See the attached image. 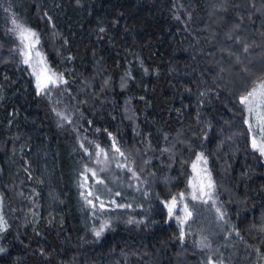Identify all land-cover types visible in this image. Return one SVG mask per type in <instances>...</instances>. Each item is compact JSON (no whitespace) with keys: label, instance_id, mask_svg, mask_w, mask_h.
<instances>
[{"label":"trees","instance_id":"trees-1","mask_svg":"<svg viewBox=\"0 0 264 264\" xmlns=\"http://www.w3.org/2000/svg\"><path fill=\"white\" fill-rule=\"evenodd\" d=\"M10 3L38 31L99 143L109 133L125 138L138 187H124L131 208L117 206L126 199L119 187L99 193L103 211L94 195L96 208L86 203L81 193L93 192L96 179L86 169H94L99 143L85 151L79 134L75 144L29 66L1 48L0 214L8 226L0 264H204L179 239L164 204L185 186L200 141L229 208L223 233L258 262L264 160L252 149L239 98L264 80V0ZM2 12L0 3L1 47L8 45ZM223 253L226 264H245L243 254L232 261Z\"/></svg>","mask_w":264,"mask_h":264},{"label":"rangeland","instance_id":"rangeland-1","mask_svg":"<svg viewBox=\"0 0 264 264\" xmlns=\"http://www.w3.org/2000/svg\"><path fill=\"white\" fill-rule=\"evenodd\" d=\"M10 1L11 0H0L1 8L3 11L2 13L4 30L8 38V45H3V47L0 46V49L7 48L9 49V51L11 50V53L13 55H16V57L21 62L23 61V56L20 52V49L23 47V45L21 44L18 31H13L16 26L12 23V21L13 19H16L18 23H22L24 26L34 31L39 39V43L33 49V60L31 62V65L27 64L34 76L35 83L37 84V74L43 75L46 72L49 75L51 73L61 75L51 66L47 57L45 56L38 31L35 30L23 17H21V15H19L20 13L15 9L16 6L10 3ZM198 38H201V35H198ZM37 51L41 54V57L39 58L35 57V53ZM41 59L43 60V63H39ZM237 78L239 77L237 76ZM62 80L64 81L63 76ZM42 93L45 95L48 101V106L55 122L59 126H64L66 124L72 134L73 142L75 144L77 143V140H80L77 136L80 134L79 136H81L84 140H87L86 142L89 145L87 151H92V143L95 142L96 144H98L100 142L96 138L97 133L94 132L92 128L88 126L87 128L85 126L84 114L79 110L75 98L72 96L71 92L65 88L64 83L58 82L57 84H49L47 89H45ZM58 113H60V115H58ZM245 119H249L248 113L246 111ZM253 135H256L257 139H259V132L258 129L255 128V125L253 126V130L250 132L251 146ZM113 141H115V147H118L120 151L124 153L123 156L115 151V147H113ZM124 141V137L120 139L117 138L115 134H108L107 141H105L104 143H99V147L101 149H104V152L107 153V156L100 155L99 157H94L92 159V165L94 166V169H91L96 172V176L92 175L94 178H96L94 181L93 189L94 197L99 196V193L101 194V196L107 197L108 192L111 193L112 189L115 190V188L118 187L121 188L122 191H124L123 196L126 197L125 193L127 192H125L124 187L129 185L128 183H132V185L138 187V184H136V175H133V172H135L134 169H136L135 164L133 159L129 155L131 149L125 148L126 146ZM135 150L137 152V149ZM255 152L259 157H261V159L264 160V156H261L257 151ZM199 153H203L207 158V164H204L202 161L197 162L196 157ZM194 162L197 164V168L195 171L192 167ZM205 168L211 173V178L215 185L214 189L212 190V199H208V197L205 196L201 200H193L191 196V193L193 191L192 184L198 183L202 178H204L203 169ZM187 172L188 175L186 178L185 186L178 194L175 195V197H177V206L173 210V215L171 217L168 215V213L167 215L172 219L171 222L176 225L179 231H181V228H183V231L185 233L184 240H186V242H188L192 246V248L200 255L201 261H203L204 264H208L209 258H211L212 264H217L218 261H222L223 264H226L224 262V258L226 257V255L223 253L226 251L230 253V259L232 261H234L237 257L239 258V256L243 254V260L245 264H247V262L248 264H264V255H259V260L258 262H256L254 260V257H251L252 255H250L244 247L242 248V244H240V242H238L236 238L229 237L226 233H223L228 225L230 212L228 205L223 203V201L219 197L214 176L211 170L206 145L203 141L198 142V145L195 147V149H193ZM89 174L91 175V172H89ZM98 180L103 181V183H97ZM95 183L97 184L95 185ZM180 193L184 194V199L182 202L179 199ZM130 195H132V193H130ZM137 195L143 196V194ZM101 196H99L100 199H102ZM133 201V198L129 199L128 197H126V199L122 201V205H126L125 208H131L132 206L134 207ZM171 201L172 197L164 201L167 212V204ZM213 201L215 203H213ZM31 204L33 205V203ZM184 204L188 205V211H190L192 215L183 225H181L177 220V217L182 218L185 215L183 210ZM127 205H130V207H127ZM33 208L34 207L32 206V209ZM217 208H220L221 211L225 213L223 219L219 218V214L216 211ZM5 232L6 231L0 232V248L2 249V241L6 234ZM205 237L207 238L206 243H209L210 247L201 248L200 241ZM222 257H224L223 260Z\"/></svg>","mask_w":264,"mask_h":264},{"label":"snow or ice","instance_id":"snow-or-ice-1","mask_svg":"<svg viewBox=\"0 0 264 264\" xmlns=\"http://www.w3.org/2000/svg\"><path fill=\"white\" fill-rule=\"evenodd\" d=\"M178 18V17H177ZM12 23L16 26L13 31L17 32L21 41V44L23 47L20 49L21 55L23 56V63L31 65V62L33 60V49L35 46L39 43V39L37 34L32 31L30 28H27L22 23H18L16 19H13ZM239 27V25H237ZM100 31H104V29H100ZM247 47H245V51H247ZM35 57L39 58L41 57L40 52L35 53ZM39 63H43V60L41 59ZM35 73V68H34ZM58 82L66 83L62 80V75H57L56 73H51L50 75L46 72L41 75L37 74V91L43 92L45 89H47L49 84H57ZM239 103L244 106L245 111L248 113L249 119H245L244 123L248 125L249 131L253 130V126L255 125V128L258 129L259 132V139H257L256 135H253L252 137V148L259 152L261 156H264V81H260L258 84H256L254 87L251 88V90L247 91L245 95H241L239 98ZM60 115V113H58ZM111 135V133H109ZM83 147V145H81ZM96 147L99 149V151L96 153L97 157L100 155L107 156V153L104 152V149H100L99 145H96ZM113 147H115V141H113ZM87 151V149H85ZM115 151L118 152L121 156L124 155L123 152L120 151L118 147H115ZM197 162L202 161L204 164H207V158L204 156L203 153H199L196 157ZM193 170L195 171L197 168V164L194 162ZM86 172H91L93 176H96V172L92 169H86ZM204 178H202L198 183L192 184L193 191L191 193L193 200H201L205 196L208 197V199H212V190L214 189L215 185L211 178V173L205 168L203 169ZM133 175L135 176V172H133ZM87 177H85V180ZM97 183H103V181L98 180ZM191 183V182H190ZM199 193V194H197ZM81 195L84 197L86 203L88 205H91L93 208H96V204L93 202V200L88 199V197L93 196V192L89 191L86 195L85 193H81ZM119 195V193H117ZM179 199L182 202L184 199V194H179ZM96 200L99 201V208L101 211L105 210V202L103 200H100L99 196H96ZM206 202V201H205ZM112 203H115L113 201ZM213 203H215L213 201ZM0 204H2V198H0ZM118 207H126V205H117ZM177 206V197H173L172 201L167 204L168 207V215L171 217L173 215V210ZM127 207H130V205H127ZM184 213L185 215L181 217H177V220L181 225H183L192 215L190 211H188V205L184 204ZM217 213L219 214V218L223 219L225 213L221 211L220 208L216 209ZM132 221L130 220L129 223ZM7 221L4 219L3 215L0 214V232L7 230ZM108 226V222L105 221L102 223L99 227V229L94 228L93 233L96 237H100L101 234L104 232L105 228ZM185 233L183 231V228H181L179 239L181 241L184 240ZM207 238H203L200 241V247L206 248L210 247L209 243H206ZM4 249L0 248V252H3ZM208 264H212L211 258H209ZM217 264H223L222 261H218Z\"/></svg>","mask_w":264,"mask_h":264}]
</instances>
